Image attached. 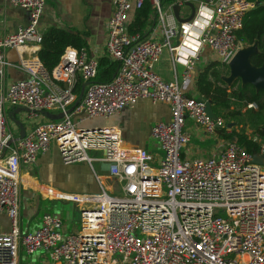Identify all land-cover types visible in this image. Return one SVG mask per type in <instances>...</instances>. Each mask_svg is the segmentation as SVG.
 <instances>
[{
    "label": "built area",
    "instance_id": "1",
    "mask_svg": "<svg viewBox=\"0 0 264 264\" xmlns=\"http://www.w3.org/2000/svg\"><path fill=\"white\" fill-rule=\"evenodd\" d=\"M7 1L26 12L27 23L0 36V77L9 66L6 50L39 47L45 2ZM144 1L112 2L103 55L116 63V71L108 82H96L98 61L83 47L66 48L50 73L34 54L14 66L27 78L0 92V213L9 220V230L0 233V264H17L20 250L25 255L43 250L56 264H264V140L254 154L259 164L234 141H216L215 153L205 158H188L185 151L190 129L211 138L224 128L221 118L206 117L205 101L189 93L197 51L209 48L216 62L226 66L241 48L235 33L253 3L209 0L191 20L176 25L170 14L161 12L158 0H146L156 12V40L127 32L130 13ZM176 38L180 43L175 45ZM164 52L172 70L167 81L154 72ZM77 81L85 86L74 106ZM141 99L168 108V120L149 129L160 152L157 161L146 150L125 146L115 127L83 126ZM14 108L29 117L41 112L61 117L37 124L13 141L6 111ZM51 145L62 164L91 168L99 163L106 173L94 171L99 189L94 194L44 190L46 198L82 208L76 232L63 234L61 220L44 215L34 232L22 233L19 169L32 166Z\"/></svg>",
    "mask_w": 264,
    "mask_h": 264
},
{
    "label": "crops",
    "instance_id": "2",
    "mask_svg": "<svg viewBox=\"0 0 264 264\" xmlns=\"http://www.w3.org/2000/svg\"><path fill=\"white\" fill-rule=\"evenodd\" d=\"M183 1L193 2L194 0H158L160 4H165L166 14H173L167 8L174 2ZM209 0L197 2L198 6L208 7ZM113 0H45L38 29L43 34L48 29H57L67 33L77 35L83 42L86 54L96 59L104 58L105 43V23L110 15ZM150 4V3H149ZM151 9L153 7L150 5ZM203 10H201L202 12ZM162 12V11H161ZM133 13L129 15V19ZM188 14L187 9L181 8L178 12L180 19ZM199 22V20H197ZM27 14L23 10L9 4L7 0H0V36L14 32L17 28L25 26ZM184 24V23H181ZM144 38L160 39L156 26V12L152 11L150 21L144 28ZM176 45L180 39L173 40ZM39 47L33 49L25 47L20 50H6L5 62L9 66L2 69L0 77V92L5 90L11 83L22 81L27 75L17 69L20 61L28 60L32 55H37ZM213 52L207 47H201L197 51V58L193 64L192 78L195 80L197 73L204 66L215 62ZM179 72L181 68L178 67ZM171 66L169 57L164 52L158 62L154 65V72L163 80L171 79ZM193 80V81H194ZM191 96L197 97L194 82L189 86ZM169 118L167 106L163 104H152L149 100H138L134 106L124 109L119 114L106 119L105 126L115 127L119 130L121 139L125 146L146 150L154 160L160 157V152L155 147L154 140L150 137V127L157 122H166ZM47 118L38 114L29 117L22 108L8 109L6 111L7 127L13 138L19 134V123L24 134L27 135L31 129ZM191 139L185 151L188 158H205L215 153V142L226 143L221 136L216 134L211 138H202L193 129ZM153 141L154 143L150 142ZM231 141V140H230ZM157 145V144H156ZM95 171L85 163H73L64 165L61 163L56 148L51 145L49 150L39 155L35 163L29 168L20 167V192L18 208V227L22 233L34 232L42 216L49 215L61 220L62 233L70 234L79 229L80 206L60 201L57 199L46 198L43 194L47 188L55 192L69 194H94L99 191L94 179V171L98 174L106 173V166L99 163ZM107 185L106 180L103 181ZM9 230V220L4 213H0V233ZM17 264H56L49 260L48 254L43 250H37L31 255H25L21 250L18 252Z\"/></svg>",
    "mask_w": 264,
    "mask_h": 264
},
{
    "label": "trees",
    "instance_id": "3",
    "mask_svg": "<svg viewBox=\"0 0 264 264\" xmlns=\"http://www.w3.org/2000/svg\"><path fill=\"white\" fill-rule=\"evenodd\" d=\"M248 1L253 3V8L244 16L242 27L235 33V38L241 47H247L256 42L257 53L250 57L249 62L252 66L259 67L264 62V0ZM152 11L149 2L145 0L139 9L133 11L127 24V32L131 35L138 34L140 38H144V28L150 21ZM68 47L79 50L83 47V42L75 34L57 29L46 30L41 35L37 51V58L42 68L50 73L59 56ZM115 71L116 63L106 58H100L97 65L96 82H108ZM223 75H227V67L216 61L201 68L194 80L197 97L210 103L216 117H218L219 110L226 111L229 117L243 115L255 126L253 133L263 141L264 125L261 123L264 118V90L255 92L250 85L241 86L237 80L226 87L220 80ZM79 88L80 84L77 81L74 86L76 96L79 93ZM232 104L239 105L243 112L230 110ZM217 134L227 141L233 139L238 147L250 155L257 153L259 142L243 132H237L233 128L227 130L224 127L217 131Z\"/></svg>",
    "mask_w": 264,
    "mask_h": 264
},
{
    "label": "water",
    "instance_id": "4",
    "mask_svg": "<svg viewBox=\"0 0 264 264\" xmlns=\"http://www.w3.org/2000/svg\"><path fill=\"white\" fill-rule=\"evenodd\" d=\"M199 1L201 0H196V2ZM181 8H185L188 11V14L183 19L178 17V12ZM170 10L177 22V25H179L181 23H187L192 19L196 10V5L194 6L193 2L190 1H183L182 3L174 2L170 5ZM256 53V42L250 46L241 47L239 50H237L232 59L226 65L227 75L220 77V80L225 84L226 87H229L234 81L237 80L241 86L245 84L250 85L255 92L264 90V62L259 67H254L249 62L250 57ZM84 86L85 84L80 85L79 93L74 102V106L80 102ZM204 113L209 119L213 120L215 118V115L211 109V105L208 101L204 102ZM40 115L47 118V120H57L61 117V114L52 115L47 112H41ZM17 124L19 126V134L17 138L13 139V141L20 140L25 135L22 126L19 123ZM231 141H233V139H231ZM251 161L254 164H259L260 158L253 154Z\"/></svg>",
    "mask_w": 264,
    "mask_h": 264
},
{
    "label": "rangeland",
    "instance_id": "5",
    "mask_svg": "<svg viewBox=\"0 0 264 264\" xmlns=\"http://www.w3.org/2000/svg\"><path fill=\"white\" fill-rule=\"evenodd\" d=\"M194 6L197 4L196 0L193 1ZM160 10L162 12H166V7L165 4H160ZM179 68L177 67V72L179 73ZM226 76V75H223ZM230 110L234 111H239L240 113L243 112V109L239 107V105L236 104H232L230 107ZM217 115L219 118L222 119L223 123H224V127L229 130L231 128H233L235 131L237 132H243L244 134H246L247 136H249L250 138L254 139L257 142H261V140L253 133L255 126L252 125L251 121H248L243 115H239V116H235V117H229L227 115V112L224 110H219L217 112ZM263 122L261 124L264 125V118ZM106 121L102 120V119H93L91 121H87L83 124L84 127H93L96 125H101V126H105ZM228 126V127H227ZM78 127V126H76ZM80 127V126H79ZM264 129V128H263ZM210 138V136H208ZM153 140V139H152ZM150 142L154 143L153 141L150 140ZM155 147H157L156 144H154ZM158 148V147H157ZM150 153H152V151H149ZM92 167L93 169L96 171L98 165L95 163H92Z\"/></svg>",
    "mask_w": 264,
    "mask_h": 264
},
{
    "label": "clouds",
    "instance_id": "6",
    "mask_svg": "<svg viewBox=\"0 0 264 264\" xmlns=\"http://www.w3.org/2000/svg\"><path fill=\"white\" fill-rule=\"evenodd\" d=\"M209 19H211V14L209 13Z\"/></svg>",
    "mask_w": 264,
    "mask_h": 264
}]
</instances>
